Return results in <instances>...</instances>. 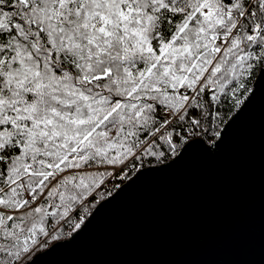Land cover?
Instances as JSON below:
<instances>
[{
	"label": "snow or ice",
	"instance_id": "1",
	"mask_svg": "<svg viewBox=\"0 0 264 264\" xmlns=\"http://www.w3.org/2000/svg\"><path fill=\"white\" fill-rule=\"evenodd\" d=\"M261 79L264 0H0V264H37L138 173L214 151Z\"/></svg>",
	"mask_w": 264,
	"mask_h": 264
},
{
	"label": "water",
	"instance_id": "2",
	"mask_svg": "<svg viewBox=\"0 0 264 264\" xmlns=\"http://www.w3.org/2000/svg\"><path fill=\"white\" fill-rule=\"evenodd\" d=\"M37 264H264V79L214 151L138 173Z\"/></svg>",
	"mask_w": 264,
	"mask_h": 264
},
{
	"label": "trees",
	"instance_id": "3",
	"mask_svg": "<svg viewBox=\"0 0 264 264\" xmlns=\"http://www.w3.org/2000/svg\"><path fill=\"white\" fill-rule=\"evenodd\" d=\"M223 127V126H222ZM125 181H123V180H119V179H117V180H114L113 181V184H122V183H124Z\"/></svg>",
	"mask_w": 264,
	"mask_h": 264
}]
</instances>
